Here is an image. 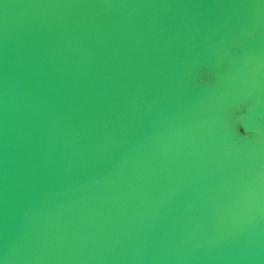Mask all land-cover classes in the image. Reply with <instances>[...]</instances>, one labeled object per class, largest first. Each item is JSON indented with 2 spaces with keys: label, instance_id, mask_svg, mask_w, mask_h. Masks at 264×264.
Segmentation results:
<instances>
[{
  "label": "water",
  "instance_id": "95a60500",
  "mask_svg": "<svg viewBox=\"0 0 264 264\" xmlns=\"http://www.w3.org/2000/svg\"><path fill=\"white\" fill-rule=\"evenodd\" d=\"M0 264H264V0H0Z\"/></svg>",
  "mask_w": 264,
  "mask_h": 264
}]
</instances>
